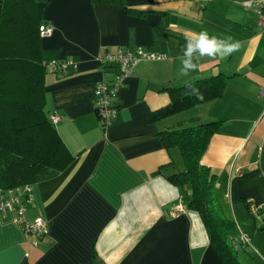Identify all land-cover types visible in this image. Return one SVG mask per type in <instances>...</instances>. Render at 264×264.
Returning a JSON list of instances; mask_svg holds the SVG:
<instances>
[{"label": "crops", "instance_id": "1", "mask_svg": "<svg viewBox=\"0 0 264 264\" xmlns=\"http://www.w3.org/2000/svg\"><path fill=\"white\" fill-rule=\"evenodd\" d=\"M248 0H128L151 10L142 16L92 0H48L53 32L42 37L44 61L70 58L75 70L45 75V110L73 161L53 177L32 183V201L19 218L0 217V264H224L210 244L200 214L190 209L192 185L168 176L186 171L165 130L220 121L201 163L216 177L220 207L250 235L239 264H264V30ZM207 30L240 47L226 58L199 57L181 75L182 48ZM142 47L166 55L139 62L117 95L118 113L104 128L94 109V87L110 81L115 65L98 57ZM227 76L222 96L175 114L153 118L170 103L167 87ZM184 164L181 165V160ZM261 206L253 218L247 201ZM181 204L183 211L173 213ZM41 217L37 238L24 222Z\"/></svg>", "mask_w": 264, "mask_h": 264}, {"label": "trees", "instance_id": "2", "mask_svg": "<svg viewBox=\"0 0 264 264\" xmlns=\"http://www.w3.org/2000/svg\"><path fill=\"white\" fill-rule=\"evenodd\" d=\"M110 4L142 16L151 10L133 7L128 0H92ZM48 0H0V190L5 191L41 181L66 169L73 161L45 110V75L42 36L39 26ZM227 76L214 75L188 80L165 88L170 103L153 114L159 119L201 103L220 98ZM199 90L203 99L192 94ZM209 121L165 130L161 138L167 149L178 148L186 171L168 176L174 183L192 185L189 208L198 212L208 232L210 244L224 264H239L238 250L232 246L235 223L222 211L216 177L201 163L209 141L220 126Z\"/></svg>", "mask_w": 264, "mask_h": 264}, {"label": "built area", "instance_id": "3", "mask_svg": "<svg viewBox=\"0 0 264 264\" xmlns=\"http://www.w3.org/2000/svg\"><path fill=\"white\" fill-rule=\"evenodd\" d=\"M244 5L254 10L258 16L257 28L264 30V0H248ZM39 32L42 37L50 36L53 32V26L50 21L42 23L39 26ZM166 55L150 52L142 47L136 48L134 51L125 52L118 49L114 53H105L98 57L101 65H115L116 69L113 73V78L110 81L103 80L94 87V109L104 128L110 126L118 113V105L116 102L119 90L125 85L134 67L141 61L147 59H160ZM77 64L70 58L58 59L49 61L46 64L48 72L60 74L67 72L70 69L75 70ZM260 96H264V89L259 92ZM50 121L54 124L60 120V116L56 113L49 116ZM32 201L31 185L16 187L5 191L0 190V217L7 212L15 210L22 218L24 210ZM185 207L178 204L173 213L183 211ZM248 213L253 217L261 215V206L254 200L247 201ZM261 228L264 229V219H262ZM24 232L32 233L37 238L42 237L47 232V222L41 217L35 218L32 222H24ZM231 243L237 250L251 245L250 235L243 232L239 228L231 238Z\"/></svg>", "mask_w": 264, "mask_h": 264}, {"label": "clouds", "instance_id": "4", "mask_svg": "<svg viewBox=\"0 0 264 264\" xmlns=\"http://www.w3.org/2000/svg\"><path fill=\"white\" fill-rule=\"evenodd\" d=\"M239 47V42L233 41L231 37L221 39L216 35L210 36L207 30L194 33L186 39V43L182 48L181 75L188 76L190 72L196 71L198 68L196 59L199 57L226 58L237 51ZM189 87L197 99H203V95L198 89L192 87L191 84H189Z\"/></svg>", "mask_w": 264, "mask_h": 264}, {"label": "rangeland", "instance_id": "5", "mask_svg": "<svg viewBox=\"0 0 264 264\" xmlns=\"http://www.w3.org/2000/svg\"><path fill=\"white\" fill-rule=\"evenodd\" d=\"M180 160H181V162H182L181 165L183 166L184 162H183V160H182L181 158H180Z\"/></svg>", "mask_w": 264, "mask_h": 264}]
</instances>
